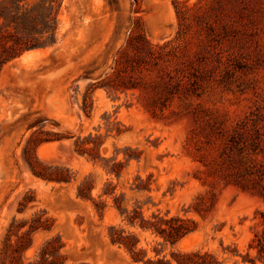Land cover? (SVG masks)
I'll use <instances>...</instances> for the list:
<instances>
[{
	"label": "rangeland",
	"instance_id": "1",
	"mask_svg": "<svg viewBox=\"0 0 264 264\" xmlns=\"http://www.w3.org/2000/svg\"><path fill=\"white\" fill-rule=\"evenodd\" d=\"M39 2L0 0V264H264V0Z\"/></svg>",
	"mask_w": 264,
	"mask_h": 264
},
{
	"label": "trees",
	"instance_id": "2",
	"mask_svg": "<svg viewBox=\"0 0 264 264\" xmlns=\"http://www.w3.org/2000/svg\"><path fill=\"white\" fill-rule=\"evenodd\" d=\"M14 1V8L19 10V0ZM58 4L56 7V12L60 7V0H57ZM39 7L42 9H53L52 0H40ZM33 7L25 9L22 13L14 12L10 13V18L17 20L18 23L15 25L16 33L14 37L15 45L11 48L10 58L19 56L25 50H30L34 48H45L51 46L55 42V28L51 27V19L56 17V13L53 17L50 16V13H39V15L33 14ZM37 14V13H36ZM40 18L39 27L37 23L34 22L35 17ZM23 18H26L28 23H23ZM110 239L113 243H118L119 245H124L129 250H132L135 246V241L128 239L129 237L124 235L122 228H115L111 226ZM164 230V229H163ZM179 226H172L170 230L167 231V237L164 235V240H169L173 242L175 234L178 235L177 231ZM113 231V232H112ZM182 234V233H181ZM174 237V238H173ZM135 239V238H134ZM133 260H139V257L136 253L132 254ZM209 254L204 252L200 253L199 251H190L185 253H172V260L165 258L164 256L158 258L154 264H216L213 261H210Z\"/></svg>",
	"mask_w": 264,
	"mask_h": 264
}]
</instances>
